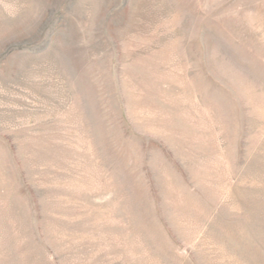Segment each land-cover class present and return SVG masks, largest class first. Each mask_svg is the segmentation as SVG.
I'll list each match as a JSON object with an SVG mask.
<instances>
[{
    "label": "rangeland",
    "instance_id": "obj_1",
    "mask_svg": "<svg viewBox=\"0 0 264 264\" xmlns=\"http://www.w3.org/2000/svg\"><path fill=\"white\" fill-rule=\"evenodd\" d=\"M0 264H264V0H0Z\"/></svg>",
    "mask_w": 264,
    "mask_h": 264
}]
</instances>
